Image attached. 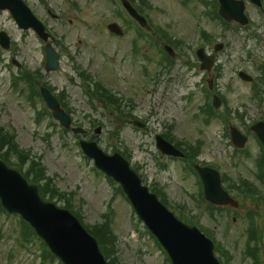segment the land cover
<instances>
[{"label":"rangeland","instance_id":"obj_1","mask_svg":"<svg viewBox=\"0 0 264 264\" xmlns=\"http://www.w3.org/2000/svg\"><path fill=\"white\" fill-rule=\"evenodd\" d=\"M25 1L53 35L61 64L58 71L46 73L45 44L34 32L20 29L9 12L0 10V29L12 39L9 51L0 48V126L15 137L21 149L32 150L42 159L54 186L63 193H75L73 204L86 225L102 223L110 215L118 236L116 259L121 264H171L118 185L84 156L81 137L49 119L38 96L30 101L39 82L26 78L28 85L13 83L26 70L39 72L41 81L55 90L74 124L88 131L85 139L95 138L109 154L127 150L143 180L151 187L164 188L166 195L161 194L171 210L209 232L229 251L230 264H252L251 253H245L249 247L259 264H264V249L259 254L253 240L264 236V162L258 140L249 133L250 126L264 118V93L256 97L255 86L238 77L241 70L249 73L264 92V13L250 8V27L238 29L235 24L223 25L214 6L207 5L209 0H138L142 13L155 26L154 31L142 29L141 33L120 10L119 0ZM49 9L59 19L52 18ZM111 23L119 24L125 35L110 34L107 27ZM218 43L225 48L217 65L210 73L202 72L196 48L205 47L212 53ZM167 45L175 49V58L163 52ZM13 57L22 70L11 63ZM78 74L89 75L121 97L123 111L147 120L153 130L144 132L128 123L122 126L123 115L104 106L99 98L93 102L90 87H82ZM211 80L213 93L224 103L216 113L208 106ZM91 85L93 93L95 86ZM213 114L216 117L211 119ZM231 125L249 134L243 150L231 144ZM98 128L102 129L99 135L95 133ZM161 130L171 133L184 148H194L189 163L157 150L154 134ZM192 163L218 169L240 207L213 216L202 200L199 179L188 165ZM0 264L61 263L50 259L38 238L25 236L19 216L0 212Z\"/></svg>","mask_w":264,"mask_h":264},{"label":"water","instance_id":"obj_2","mask_svg":"<svg viewBox=\"0 0 264 264\" xmlns=\"http://www.w3.org/2000/svg\"><path fill=\"white\" fill-rule=\"evenodd\" d=\"M220 1L222 5L220 14L224 18L228 21L236 20L243 25L248 23L244 0ZM251 1L261 5L260 0ZM0 8L9 10L20 27L33 28L42 39L48 40L49 35L45 27L22 0H0ZM132 14L145 23V20L139 18L135 12ZM109 28L114 33L123 34L115 24ZM0 43L8 47L10 39L6 33L0 32ZM199 55L206 63L207 58H204L203 50L199 52ZM47 56L48 70H56L59 55L50 45L47 46ZM209 63L211 67L213 58H210ZM241 76L251 80L243 73ZM42 94L49 108L53 110L55 119L69 128L71 118L61 109L58 101L47 90H42ZM253 129L264 144V123L257 124ZM232 134L236 144L243 146L246 142L243 136L236 129H233ZM82 147L85 153L94 159L100 170L122 185L140 219L167 249L173 264H220L214 256L212 241L202 235L198 229L189 228L177 220L155 195L150 194L147 187L142 186L140 178L120 154L109 156L96 143L83 142ZM158 148L165 154L182 156L164 140H159ZM197 170L201 175L205 197L209 202L217 206H238V202L222 188L221 177L217 171L200 167ZM0 199L10 213L20 214L30 223L65 264H107L96 239L87 233L70 212L61 210L54 204L44 203L39 196L38 187L29 185L19 172L9 169L1 160Z\"/></svg>","mask_w":264,"mask_h":264},{"label":"trees","instance_id":"obj_3","mask_svg":"<svg viewBox=\"0 0 264 264\" xmlns=\"http://www.w3.org/2000/svg\"><path fill=\"white\" fill-rule=\"evenodd\" d=\"M99 93V91L97 92ZM107 96L106 92H103ZM103 97V95H101ZM110 101L112 97L108 96ZM107 101H109L107 99ZM110 103V102H109ZM7 150V151H5ZM0 157L6 161L10 166H17L19 170L24 174L25 178L32 184L40 185V193L44 199L54 201L56 198L65 202V207L68 209H72V205L70 202V198L63 196L56 190L53 185V181L46 177V171L43 168H40V164L37 163V160L30 159L27 156H23L20 154L16 147L13 144L11 137L8 134H3L0 131ZM16 158V161L19 163L14 164L13 159ZM29 163V165H27ZM24 167H28L23 172ZM0 212H5L0 204ZM91 232L94 236H96L100 242V246L108 260H110V264H116V261L113 259L115 249V235L113 234L109 223L100 227H93ZM118 264V263H117Z\"/></svg>","mask_w":264,"mask_h":264},{"label":"flooded vegetation","instance_id":"obj_4","mask_svg":"<svg viewBox=\"0 0 264 264\" xmlns=\"http://www.w3.org/2000/svg\"><path fill=\"white\" fill-rule=\"evenodd\" d=\"M132 2V1H131Z\"/></svg>","mask_w":264,"mask_h":264}]
</instances>
